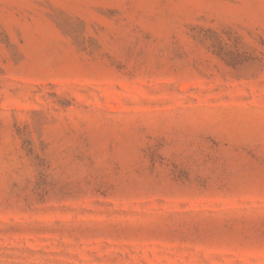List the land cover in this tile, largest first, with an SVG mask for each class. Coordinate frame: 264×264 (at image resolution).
Wrapping results in <instances>:
<instances>
[{"label": "rangeland", "instance_id": "obj_1", "mask_svg": "<svg viewBox=\"0 0 264 264\" xmlns=\"http://www.w3.org/2000/svg\"><path fill=\"white\" fill-rule=\"evenodd\" d=\"M0 264H264V0H0Z\"/></svg>", "mask_w": 264, "mask_h": 264}]
</instances>
